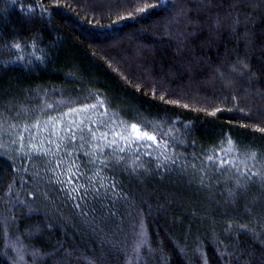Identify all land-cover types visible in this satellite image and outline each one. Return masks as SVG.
<instances>
[{"label": "trees", "instance_id": "trees-1", "mask_svg": "<svg viewBox=\"0 0 264 264\" xmlns=\"http://www.w3.org/2000/svg\"><path fill=\"white\" fill-rule=\"evenodd\" d=\"M0 264H264V0H0Z\"/></svg>", "mask_w": 264, "mask_h": 264}, {"label": "snow or ice", "instance_id": "snow-or-ice-1", "mask_svg": "<svg viewBox=\"0 0 264 264\" xmlns=\"http://www.w3.org/2000/svg\"><path fill=\"white\" fill-rule=\"evenodd\" d=\"M133 130L137 133V139L146 138L148 140H153L154 137L149 135L147 132L141 134V130L137 129L136 125H132Z\"/></svg>", "mask_w": 264, "mask_h": 264}]
</instances>
